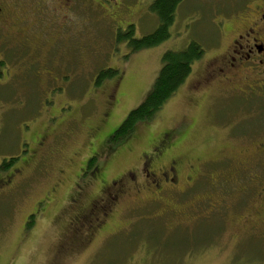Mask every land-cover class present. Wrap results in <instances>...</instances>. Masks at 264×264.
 I'll return each mask as SVG.
<instances>
[{
    "label": "rangeland",
    "instance_id": "rangeland-1",
    "mask_svg": "<svg viewBox=\"0 0 264 264\" xmlns=\"http://www.w3.org/2000/svg\"><path fill=\"white\" fill-rule=\"evenodd\" d=\"M151 1L109 0L107 10L80 2L67 17L68 39L47 60V44L36 53L38 62L29 63L20 46L0 44L8 52L0 72V163L8 166L0 177L19 170L11 187L0 185V264H264V161L257 166L253 156L264 149L257 145L263 136L238 142L230 136L237 130L230 124L259 104L235 99L222 86L191 89L206 57L224 44L221 28L231 34L246 0H182L170 35L131 51L118 33L128 24L134 38L154 31ZM192 40L204 51L183 83L129 137L108 140L146 97L162 53ZM108 68L117 73L96 82ZM41 135H48L46 149ZM163 136L159 161L177 154L181 175L191 180L180 177L162 192L124 194L106 215L92 216V228L84 224L80 236L69 238L76 191L84 206L98 193L86 157L94 150L101 179L109 180L137 167ZM246 172L260 176L246 179Z\"/></svg>",
    "mask_w": 264,
    "mask_h": 264
},
{
    "label": "flooded vegetation",
    "instance_id": "flooded-vegetation-1",
    "mask_svg": "<svg viewBox=\"0 0 264 264\" xmlns=\"http://www.w3.org/2000/svg\"><path fill=\"white\" fill-rule=\"evenodd\" d=\"M80 2L92 3L100 9L105 7V10L109 7V4H106L109 0L107 2L103 0H0V44L20 46L21 52L24 50L28 63L37 60L36 53L42 45L47 44L45 49L47 60L50 49L66 39L65 34L70 25H68L67 17ZM239 7L240 11L235 15L236 26L232 28L231 34H223L222 30L226 28H221L219 37H221V43L224 40V44L214 47L215 49L206 57V63L203 65L201 73L195 77L191 89L202 91L211 85H214L215 88L222 86L234 93L232 96L235 99L245 102H248L250 98L256 99V103L259 105H256L254 110L251 109L252 113H246L247 109L243 110L244 113H241L235 120L237 124L234 121L230 124L232 128L237 129L230 136L232 140L238 142L252 139L253 135L259 134L261 137L263 136L257 143L261 148L264 144V0H246ZM129 25L125 32L128 31ZM125 32L119 33L125 34ZM52 35L55 37L50 43ZM119 39H123L129 44V37ZM7 54L5 48L0 50V60L5 62L4 56L7 57ZM108 97V102L111 104L113 101L112 89ZM106 116L107 112L103 114L102 120H106ZM247 123L253 124L254 130ZM99 129L100 127L96 126L92 131L97 134ZM47 137L48 135H41L39 140L41 147H45V149L48 144ZM163 138L164 136L159 138L158 142H161L159 146L155 147L158 145L157 142L148 148L151 152L143 156L137 167L122 171L120 175L109 180L101 179L100 167L96 166L94 162L88 165L87 160L91 155L86 157L87 159L83 163L86 162L84 165L88 168L93 167L90 173L95 178V184L99 187L98 193L84 206L78 204L81 202V192L76 191L77 211L73 214L72 222L69 224V238L80 236L82 232L79 231V228L82 229L81 226L88 224L96 212L98 215L101 213L106 215L124 194L139 195L143 189H148L150 192L156 189L157 192H162L165 188L176 187L180 177L184 179L185 183L191 180L192 175H181L179 167L181 161L177 154L163 162L159 161L158 153L162 151L160 147L167 143L163 141ZM154 147L155 149H153ZM55 152L57 151L54 149L51 154L53 155ZM92 153L97 155L94 150ZM253 156L257 161V166L260 165V161H264V149L259 152L253 151ZM44 159L46 160L45 156L41 154L40 160L44 161ZM45 164L47 165V162ZM262 164L264 166V162ZM192 168V165L189 164L188 171L191 173L193 172ZM16 170L11 171L5 177H0V185L11 183V187L15 182L13 178L19 172ZM62 172L63 170L60 169L59 175ZM247 172L241 173L246 179L260 176ZM59 181L60 179H57L56 182ZM102 199L107 201L101 204L99 201ZM93 226L92 221L87 228ZM92 234L89 232V237Z\"/></svg>",
    "mask_w": 264,
    "mask_h": 264
},
{
    "label": "trees",
    "instance_id": "trees-1",
    "mask_svg": "<svg viewBox=\"0 0 264 264\" xmlns=\"http://www.w3.org/2000/svg\"><path fill=\"white\" fill-rule=\"evenodd\" d=\"M182 0H152L150 9L157 17L158 24L155 30L134 38L133 26L130 24L128 31L119 33V38L129 37V46L132 51L140 48H148L159 44L170 35L169 26L174 20V14ZM200 43L192 40L180 49H170L162 53V65L158 71L152 87L145 95L146 97L139 104L131 109L118 127L107 137L108 140L119 144L123 139L129 137L134 131V126L140 122L150 120L151 117L162 108L163 103L168 100L172 93L183 83V80L191 73L193 62L199 59L203 53ZM4 61L0 60V72ZM115 70L109 68L100 72L96 78L99 82L102 77L112 76ZM97 155H91L87 160L88 165L96 160ZM9 160V159H8ZM12 158L8 162H11ZM8 166L7 160L3 159L0 169L4 170ZM27 221L26 227L29 226Z\"/></svg>",
    "mask_w": 264,
    "mask_h": 264
}]
</instances>
